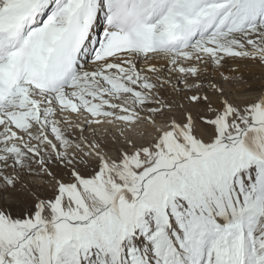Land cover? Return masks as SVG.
Instances as JSON below:
<instances>
[{"label":"snow or ice","instance_id":"1","mask_svg":"<svg viewBox=\"0 0 264 264\" xmlns=\"http://www.w3.org/2000/svg\"><path fill=\"white\" fill-rule=\"evenodd\" d=\"M0 264H264V0H0Z\"/></svg>","mask_w":264,"mask_h":264}]
</instances>
